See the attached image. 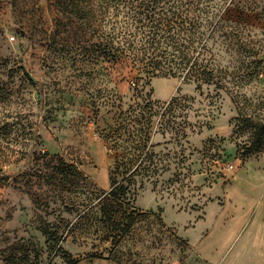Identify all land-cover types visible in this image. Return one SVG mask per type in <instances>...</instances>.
<instances>
[{
  "label": "rangeland",
  "instance_id": "1",
  "mask_svg": "<svg viewBox=\"0 0 264 264\" xmlns=\"http://www.w3.org/2000/svg\"><path fill=\"white\" fill-rule=\"evenodd\" d=\"M66 2L0 0V264H264V0L179 1L219 21L200 86L136 84Z\"/></svg>",
  "mask_w": 264,
  "mask_h": 264
},
{
  "label": "trees",
  "instance_id": "2",
  "mask_svg": "<svg viewBox=\"0 0 264 264\" xmlns=\"http://www.w3.org/2000/svg\"><path fill=\"white\" fill-rule=\"evenodd\" d=\"M64 1H67L64 7L67 8L69 15L75 18L77 27L83 32L92 29V33L97 37V49L104 53L108 61L115 64L123 63L129 68L128 72L133 76L136 84L156 77L183 78L186 81L196 82L199 86L212 81L213 64L205 57V53L207 41L219 22H213L215 17L207 25H204L198 18L189 20L184 15L186 10L181 9L180 0H158L157 5L159 6L148 2L139 3L137 4L138 11L131 18V26L135 25L132 32L128 30V27H118L117 16H110L108 11L109 9L114 12L123 10L128 7L127 4L137 2V0ZM149 5L152 6L149 8ZM109 25H111L112 33L106 30ZM144 28L145 31H143ZM137 33H141L139 38L136 36ZM120 38L124 40L123 47L114 46L113 48L114 42ZM118 50L135 51L139 54L117 55ZM111 51L114 53L112 54ZM245 122L252 129L256 126L250 119H246ZM261 141L256 138L246 148L245 153L258 152L261 148ZM141 146L142 144L139 143L135 151ZM131 174L133 172H129V176ZM112 185L114 186L115 182ZM122 188V186L113 187L102 197L104 207L101 208V212L103 215H106L107 206L105 205L112 200L111 198H117L118 193L121 195ZM70 264H75V262Z\"/></svg>",
  "mask_w": 264,
  "mask_h": 264
}]
</instances>
